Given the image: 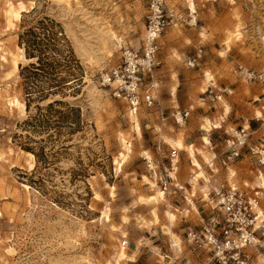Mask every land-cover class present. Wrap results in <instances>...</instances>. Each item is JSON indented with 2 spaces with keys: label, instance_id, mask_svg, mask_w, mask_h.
I'll return each instance as SVG.
<instances>
[{
  "label": "rangeland",
  "instance_id": "obj_1",
  "mask_svg": "<svg viewBox=\"0 0 264 264\" xmlns=\"http://www.w3.org/2000/svg\"><path fill=\"white\" fill-rule=\"evenodd\" d=\"M189 1L168 0L183 17L162 35L176 28L175 41L184 40L192 50L189 39L194 35L189 32L203 36L208 30L209 40L226 48L233 40L229 72L248 90L263 85L246 76L248 70L264 72V0ZM10 9L20 10L13 25L7 18ZM146 13L145 0H0V264L158 262L159 254L150 244L139 248L137 258L136 250H130L139 247L138 237L151 235L141 229V218L156 216V207L157 212L163 209L162 202L158 204L163 192L149 179L158 176L168 193L178 183L170 175L173 160L168 155L164 162L158 160L157 151L155 157L144 154L141 124L137 132L130 107L113 98L97 78L99 70L118 63L124 48L140 45ZM41 26L55 34L47 76L35 75L32 64L38 66V59L28 57L21 40L28 28ZM189 55L195 56L193 51ZM202 64L195 71H201ZM207 72L212 74L204 72L202 91L214 84L213 74L212 80ZM263 97L254 95L248 102L260 106ZM256 117L264 127L263 114L257 111ZM178 121L183 124L181 117ZM143 135L150 140L154 134L145 129ZM165 151L169 154V147ZM121 153L126 158L117 169ZM161 192L152 208L142 200ZM200 201L205 216L209 205ZM161 242L154 237L153 243ZM122 245L130 254L124 251L119 258ZM179 252L161 255L175 264L184 258Z\"/></svg>",
  "mask_w": 264,
  "mask_h": 264
},
{
  "label": "crops",
  "instance_id": "obj_2",
  "mask_svg": "<svg viewBox=\"0 0 264 264\" xmlns=\"http://www.w3.org/2000/svg\"><path fill=\"white\" fill-rule=\"evenodd\" d=\"M189 3L192 4L191 0ZM203 32V36L201 32L198 34L189 32L190 35H194L193 38L191 37L192 39H189L195 47L193 50L184 40L175 41L176 28L166 32L160 39L164 61L160 69L161 77H163V82L160 85L163 106L167 111L177 108L188 110L189 116L183 121V124H170V122L169 124H160L157 118L149 114L145 115V113L139 115V123L138 112H135L138 123L136 131L139 132L141 124V148L145 155L156 156L155 143L156 139L160 138L159 133L161 132L165 135L162 139L164 140V149L166 146L169 149L174 148L178 152L177 156L172 158L173 168L170 169L173 180L179 179L178 183L174 185L177 188L173 187L168 193L167 189L164 190L160 187L158 176L149 179L152 183H156L157 190L163 192L162 200L159 202L160 198L159 203L157 202L158 204L162 202L163 209L157 212L156 207V216L152 213L147 219L141 218V229H149L150 234L154 236L144 233V236L138 237L136 240V243L141 240L139 247L130 250H136L133 255L137 258L141 251L139 248L142 245L150 244L151 249L159 254L156 264H164V262L169 264L161 252H165L164 254L170 257L174 252L180 251L178 256L182 255L187 260L180 264H194L199 260L198 252L186 241V230L188 227L198 226L202 222L200 199L207 203L206 206L213 205L216 191L231 183L241 186L244 184L257 185L263 188L264 194V168L255 166L248 158L225 161L219 153L221 148H226L227 142L235 141L237 136L233 134L232 130L238 132L244 128L251 133L253 140L264 139L263 123L255 122V119L258 118L256 117L257 111H260L264 116V108L261 105H250L248 102L249 98L254 95L264 93V84L255 87L248 86V90L247 86L228 69L231 63L229 58L232 55L233 40L226 48L222 42L218 44L211 42L208 30ZM205 44V50H202L203 53H200L199 57L203 61L198 60V65L203 62L201 71H195L194 67L188 65V61L192 57L189 55V51H193L195 55L201 45ZM218 53H222V56H218ZM206 70L214 76V84L210 85L206 91L212 88L219 95L218 99L212 98L209 93L201 89ZM212 74L210 75L212 76ZM167 76L172 78L167 79ZM204 83L207 85L210 82L204 81ZM226 106L228 110L225 109ZM206 120L211 123L210 126H206ZM216 124L217 127H215ZM145 129L154 134L150 140L143 135ZM217 133L220 134V138H217ZM207 155L210 160L207 159ZM261 180L262 183H260ZM153 194L154 192L150 195ZM154 205L150 204L151 208ZM168 211L174 215L173 222L167 216ZM167 227L170 228L169 232L166 231ZM171 233H174L179 240L177 246L173 245ZM154 237H156V241L162 240V244L153 243ZM126 252L128 253V251Z\"/></svg>",
  "mask_w": 264,
  "mask_h": 264
},
{
  "label": "built area",
  "instance_id": "obj_3",
  "mask_svg": "<svg viewBox=\"0 0 264 264\" xmlns=\"http://www.w3.org/2000/svg\"><path fill=\"white\" fill-rule=\"evenodd\" d=\"M145 3V32L140 45L124 48L117 64L99 70L98 82L113 98L126 102L131 110L145 112L162 124H169L171 119L180 124L179 117L184 121L189 111L179 108L167 111L160 94L163 82L160 69L164 63L160 39L183 16L169 6L168 0H145ZM200 53L202 49L189 59V66L198 65ZM238 69L242 70L243 66ZM246 77L251 82H264V72L248 70ZM208 92L212 98H219L212 88ZM261 106L264 108V99ZM156 151L157 159L163 162L166 155L171 162L178 154L174 149L166 154L160 138L156 141ZM221 155L225 161L248 158L255 166L264 168V139L255 141L250 132L241 128L234 144H227ZM262 191L263 188L249 184H230L216 191L214 203L206 209L201 224L186 230V241L198 252L199 260L194 264L259 263V255H264V220L259 215ZM182 262L187 260L180 257L174 263Z\"/></svg>",
  "mask_w": 264,
  "mask_h": 264
},
{
  "label": "trees",
  "instance_id": "obj_4",
  "mask_svg": "<svg viewBox=\"0 0 264 264\" xmlns=\"http://www.w3.org/2000/svg\"><path fill=\"white\" fill-rule=\"evenodd\" d=\"M40 30H36L33 27H30L26 30V32L21 36L22 44L25 45L26 52L28 57L37 58L38 66L36 64H32V67L36 69L35 75L41 73L42 76H47L48 67H51L50 56L48 53V49H52L51 40L54 39V32H52L49 28L45 26L39 27ZM30 93V91H29Z\"/></svg>",
  "mask_w": 264,
  "mask_h": 264
},
{
  "label": "bare ground",
  "instance_id": "obj_5",
  "mask_svg": "<svg viewBox=\"0 0 264 264\" xmlns=\"http://www.w3.org/2000/svg\"><path fill=\"white\" fill-rule=\"evenodd\" d=\"M190 2V1H189ZM190 8L194 11V8L192 6H190ZM19 14H20V10H17V9H10L7 13V18H8V23L10 25H13V22L15 21V19H18L19 18ZM119 38V37H118ZM117 40V39H116ZM119 43V42H118ZM18 66V62H17V59H13V67L14 69H16ZM208 77V76H207ZM208 79V78H207ZM100 84V83H99ZM17 105L20 107V108H23V105L22 104H18ZM226 110H228V107L226 106L225 107ZM129 117L131 119V122L133 123V126L135 128V130H138V123H137V116H136V113L135 111L133 110H130L129 111ZM211 123L206 120V126H210ZM209 128V127H208ZM207 130V129H206ZM234 135L238 136V132L236 130H234ZM172 142V141H171ZM232 143L231 144H228V146L234 144V141H231ZM174 145H176L175 143H172ZM122 145H123V148L125 149V151H128L129 150V144L125 141V139H123L122 141ZM120 159H118V161L116 162L117 163V169H119L121 166H122V163L124 161V159L126 158V153H121L120 155ZM118 156V157H119ZM207 159H209V156L207 155ZM261 179V178H260ZM263 181L261 180L260 183H262ZM150 184L151 186L154 188L155 187V184L152 183L150 181ZM232 185L233 184H236V183H231ZM261 188V187H260ZM113 194V192H112ZM162 197V192L161 193H158V195L156 196H153V197H148V198H145L142 200H144L146 203L148 204H156L158 202V200ZM261 197L264 199V195H263V192H262V195ZM143 202V201H142ZM259 215H260V218L262 220H264V206H263V202H262V207L259 208ZM168 217L172 220L171 222H173V219H174V215L172 213H168ZM171 238H172V241H173V245L177 246L178 243H179V240L178 238L174 235V233H171ZM123 245L125 246V243H123ZM123 245L119 248V252H118V255L117 257L119 258H122L124 257V248H123ZM258 260H261L260 264H262L263 260H264V255H259V259Z\"/></svg>",
  "mask_w": 264,
  "mask_h": 264
}]
</instances>
